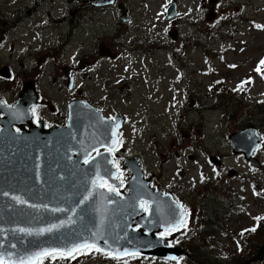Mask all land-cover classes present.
Returning a JSON list of instances; mask_svg holds the SVG:
<instances>
[{
  "label": "rangeland",
  "instance_id": "374dc122",
  "mask_svg": "<svg viewBox=\"0 0 264 264\" xmlns=\"http://www.w3.org/2000/svg\"><path fill=\"white\" fill-rule=\"evenodd\" d=\"M118 1L128 8L129 26L122 22L118 8L106 9L104 12L96 9L91 14V24L95 27L91 41L119 35L128 48L144 42L151 47L152 44H159L161 49L155 48L153 54L144 55L139 51L135 55L142 56L137 57V65L133 64L134 68L137 66L138 76L128 81L126 87L123 84H119L118 88L113 86L108 94L93 87L94 82H86L83 91L102 107L106 115L118 112L125 116L126 127L122 136L133 152L142 155L150 172L161 175V156L169 157L163 168V186L166 190L172 183L186 191L198 190L190 196L185 195L196 218L191 216V223L172 236L173 243L183 244L193 258L179 264H242L254 256L253 250L250 252V246H246L241 252L235 238L247 235L249 241L256 243L258 236L264 233V228L255 235H251L249 230L256 216L264 213V148L259 152L263 161L260 171L247 168L240 158L228 161L243 179L255 176L260 184L258 191L263 194L260 199H256L247 181L243 184L242 178L237 181V175L232 177L234 180L230 181V187L241 198L237 199V206L246 205V211L241 213L219 208L222 204L219 199L221 180H217L214 170L206 166L205 158L210 154H230L232 147L229 136L242 130L244 125L253 123L264 135V78L254 70L264 54V0H221V4L215 8L217 18L211 23L206 21L210 10L208 0H179L180 15L186 19L177 24L180 36L174 48L181 50L182 57L178 55L179 52L176 55L170 50L173 40L166 33V4L169 5L172 0ZM204 5L207 7L203 11L200 6ZM77 8L76 0H0V29L7 31V43L5 49L0 51V63L6 60L19 61L22 58L20 55L25 53L27 64H37L40 76L43 72L47 73L43 80L45 91L40 92L42 100L53 106L59 98L60 104H63L68 95L63 80L68 74L64 68L73 66V54L81 47L80 52L83 51L84 57L89 55L96 58L91 53L87 54V51L93 52V46L88 44L86 35L82 34L79 38L74 33L75 22L79 18L75 11ZM104 39L98 44L100 51L103 44L108 42H102ZM11 48L14 53L10 51ZM29 49L31 53H28ZM130 58L131 55H127L128 62ZM120 62L122 68L125 62L123 59ZM183 64L187 69H183ZM106 69L110 70V67ZM183 70L187 74L185 78L180 75ZM131 73L134 74V71ZM102 78L112 80L113 84L116 82L114 72L107 73L104 70L100 74V80ZM218 79H226V83L218 85ZM244 79L251 81L253 86H244L247 95H236L233 89ZM181 88L192 94V100L185 105L183 95L177 93ZM53 94L60 95L55 102L51 97ZM195 100L198 105L192 106ZM215 103H220L221 108ZM187 144L191 148L187 149ZM175 153L180 154V160ZM190 155H193L192 160L189 159ZM203 165L207 181L212 182L205 189L198 186L201 183L198 181L201 178L200 167ZM181 167L184 168L183 172L177 173ZM210 188L209 199H204V193ZM203 201L204 206L210 208L207 222L210 227L204 224V235L200 234L196 223L199 221L197 208L199 203L203 205ZM217 209L222 211V217L217 215ZM214 220L216 223L212 224ZM209 238L227 248L209 245ZM54 262L46 260L44 264H60L58 260ZM125 262L176 264L159 258H135ZM125 262L92 252L62 264ZM251 264H264V260Z\"/></svg>",
  "mask_w": 264,
  "mask_h": 264
},
{
  "label": "water",
  "instance_id": "95a60500",
  "mask_svg": "<svg viewBox=\"0 0 264 264\" xmlns=\"http://www.w3.org/2000/svg\"><path fill=\"white\" fill-rule=\"evenodd\" d=\"M111 3L105 1L103 5ZM176 8L177 2L173 1L168 11L169 18L176 15ZM29 97L31 103H35L34 92L26 87L21 98L26 100ZM20 107L22 101L19 100L15 110ZM121 124V117H116L114 121L106 119L99 110L86 102L69 106L67 127L45 130L39 126L28 133L14 136L7 132L12 130L9 121L3 123L4 127L0 130V192H8L9 195L0 196V253L4 251L6 260L18 264L21 257L43 248L71 246L85 239L95 240L105 252L113 255L127 249L137 255L178 259L183 251L168 248L165 239L156 235L171 228L158 223L166 213L176 210L178 206L170 195H162L160 191L149 188L136 172L128 182L129 192L119 190V195L98 186L93 188L90 182L97 178L99 171L100 176L110 184L119 186L115 176L105 175V169L115 175L108 152L90 157L96 150L112 147ZM255 135L254 130L233 134L230 139L234 153L243 154L247 160H252V152L259 145V138ZM86 159L91 163L84 164ZM89 192L93 193L92 197L83 204L79 203ZM12 196H20L27 203L19 204ZM155 200L158 205L154 204ZM142 201L151 202L147 214L141 209ZM69 217L75 223L52 233L37 236L19 231L30 229L35 233L40 228L67 221ZM13 244L14 248L11 247ZM263 258L264 246L252 261L245 264Z\"/></svg>",
  "mask_w": 264,
  "mask_h": 264
},
{
  "label": "flooded vegetation",
  "instance_id": "af4514ba",
  "mask_svg": "<svg viewBox=\"0 0 264 264\" xmlns=\"http://www.w3.org/2000/svg\"><path fill=\"white\" fill-rule=\"evenodd\" d=\"M76 4L78 6V8L75 10L76 11V15H78L79 17V22L76 23V31L75 33L77 34V36L79 38L82 37V34L86 35V39H89L88 44L93 46V52L87 51V54H92L94 55L96 58L93 59L91 58L89 55L84 57V55H82V52H80V48L79 50L76 51L75 54V59H74V70H75V76L74 78L70 81H68V79L65 78V76L63 77V80L65 81L66 87H67V91H68V95H66L65 97V102L63 104H60V98L58 100V97L60 96L59 94H53L54 96H51L54 100V102L56 100H58L57 102H55V106L48 104V101H43L40 98L37 100L36 106L33 107L32 109V113H31V118L29 120V123L31 122H38V121H42L44 123V126L46 128H50V127H58V126H63L66 125V121H67V114H68V104L71 101H75L77 100H81L83 98H85L84 93L82 91V85L85 82H94V87H97V82L99 80V82H105V78H102L100 80V75L101 73H103V66L105 65L106 60H113L114 58H117L120 54V52L125 48L124 43L121 39L119 38H115V37H102L99 38V40L96 42H92L91 41V37L89 36L88 32L86 30L89 31V33L93 32L92 27H91V14L93 9H95V0H80V1H76ZM38 7L36 6L35 9H37ZM101 11H104L106 8H100ZM87 19V21L85 23H82L81 20L82 19ZM23 22H20V24H22ZM1 24V22H0ZM1 27V25H0ZM6 29H0V51H2L3 49H5L6 47V43H7V38H6ZM107 38V39H104ZM104 39L102 42L108 41L105 44H103L101 51L98 48V44L100 42V40ZM101 42V43H102ZM83 48H85V44H83L82 46ZM10 51L12 53H14V51L12 50V48L10 49ZM32 50L29 49L28 53H31ZM102 54H109L112 57L111 58H105L102 56ZM26 54L23 53L20 55L21 60L13 62L11 60L8 61H4L3 63H0V103L1 105L11 108L14 107L16 105V103L18 102V99L25 87V85H30L32 82H34V85L36 87V90L39 91L41 90L42 93H44L45 89H44V82L43 81L46 76L44 75L46 72H44L43 75L40 76V73L38 72V65L31 63L27 64L26 61ZM82 57V58H81ZM79 58H81L80 60H78ZM97 59V61H96ZM79 61H82L83 64L88 68L87 71L81 72L78 70V64ZM95 61L98 63V65L94 64ZM92 66L93 69H92ZM34 72L36 73V77L34 76ZM47 74V73H46ZM38 76V77H37ZM186 76L184 75V78ZM93 79H95L93 81ZM32 81V82H30ZM71 82V84H75L74 90L75 91H71L68 89V84ZM74 94H76V96L74 97ZM89 100V102L96 106V104L89 98H86ZM183 99L185 101H187V96L184 94ZM103 113L104 111L101 109V106H97ZM5 115L4 113H0V119L4 118ZM27 117V115L25 114V116H21L20 118L22 119V121H19V124L21 125L20 127H17V124L13 125V130L14 132H20V130H27L29 129L28 126L26 124H24V120ZM187 147H191L190 145H188ZM264 147V145H263ZM259 150L257 152L254 153V156L258 159H261V157H259ZM176 156H179V153H175ZM140 156V155H139ZM123 157V159H127L132 157V155H128L127 153L119 156V159L121 160ZM141 157V156H140ZM193 155L189 156V159L192 160ZM208 158V162L214 167L215 171L218 174L217 180H221V193H220V199L223 198V204H225L226 206H228L229 208L234 207L235 205L232 203V198L236 201L237 199H239V197H237V195L234 193V191L232 190V188L230 187V181L234 180L232 179L229 175L232 173V171H235V176L237 175L236 169L235 168H228V161L233 159V158H240L241 160L244 161L242 156H235L233 154H227V155H214V154H210ZM161 160H163V164H161V172L163 174V168L167 165L168 160L167 157L165 155L161 156ZM144 158L141 157V164L143 166V169L145 172H147L149 174L150 179L152 180V183L155 184L157 183V180L154 181V177L155 175H150V171L148 169V166L144 165ZM245 162V161H244ZM216 163V165H215ZM245 165L248 166L250 169H254L252 166H250L248 163L245 162ZM183 167H181L180 170H178V173L183 172ZM201 171L203 168H200ZM204 171L202 173V181H204ZM161 179V178H160ZM256 177H252V178H246L245 180L248 182V184L250 185H254L255 187H259L258 182H256ZM237 181H239V178L237 177ZM207 182H204V185H202V187H204V189L206 188ZM155 188H160V185H155L153 186ZM161 189V188H160ZM164 189V188H163ZM164 191H167L166 189H164ZM169 191V190H168ZM170 191H172L173 196L180 202L183 204V206L186 208V211L188 210V198H186L185 196V190L180 188L178 185H172L170 188ZM171 193V192H170ZM228 197V198H227ZM202 210L204 213V201L202 202ZM222 203V202H221Z\"/></svg>",
  "mask_w": 264,
  "mask_h": 264
},
{
  "label": "snow or ice",
  "instance_id": "6c2138e0",
  "mask_svg": "<svg viewBox=\"0 0 264 264\" xmlns=\"http://www.w3.org/2000/svg\"><path fill=\"white\" fill-rule=\"evenodd\" d=\"M257 27H261L260 25H257ZM261 64H264V60L260 62ZM257 71H260L259 68H257ZM116 127L118 128L119 125L117 124ZM117 141L113 140V145H115ZM107 151L113 152V147H108ZM97 155H101L99 152H97ZM94 159V158H93ZM85 163H91L90 160H85ZM116 163V167L119 168L118 162ZM105 175L108 176H114V174L109 173L107 169H105ZM116 179H119V177H115ZM121 184H123V180H121ZM93 188H96L97 186L101 189L106 188L109 193H115L116 195H119V188L114 186L113 184L108 183L107 180H105L103 177L100 176L99 171H97V178L92 181ZM9 195L8 192H0V196H7ZM93 193L89 192L86 197H84L79 203L83 204L85 200H88L92 197ZM13 200H15L19 204H26L27 201L22 199L20 196H12ZM29 207H37V205H29ZM43 207H47L44 205ZM141 207L144 208V211H150V207L146 206L145 202H141ZM181 208H183V205H180ZM52 211H65V209H53ZM75 214V213H73ZM259 219V218H258ZM72 223H75L74 220L71 219V217L68 218L67 221H61L59 224H51L45 228H40L36 230L35 233L32 232L30 229H19L21 232H25L27 235H43L45 233H52L54 231H59L60 229L66 227L67 225H70ZM179 224V221L177 222V225H172L171 228L166 229L165 233H161V237H163L166 234H170L171 230L176 228ZM252 231H255V229H252ZM102 239V238H101ZM105 245H107V240L104 241ZM11 247H15V245H11ZM96 252H102L106 255H112L114 259H120L123 255H129V256H136V252H128L127 249H125L123 252H118V254L113 255L111 252H105V249L100 247L99 244L95 240H83L79 243H73L71 246L66 247H56V248H43L37 252L32 253L29 256L21 257L18 261V264H44V260L47 258H51L52 260H56L57 258L60 259H75L76 254H87L92 251ZM9 256H11V253H8ZM0 264H17L16 261H8L5 259V254L0 253ZM126 264V262H125Z\"/></svg>",
  "mask_w": 264,
  "mask_h": 264
},
{
  "label": "bare ground",
  "instance_id": "6f19581e",
  "mask_svg": "<svg viewBox=\"0 0 264 264\" xmlns=\"http://www.w3.org/2000/svg\"><path fill=\"white\" fill-rule=\"evenodd\" d=\"M209 209H210V208H206V207L204 206V214H205V215H208Z\"/></svg>",
  "mask_w": 264,
  "mask_h": 264
},
{
  "label": "trees",
  "instance_id": "16d2710c",
  "mask_svg": "<svg viewBox=\"0 0 264 264\" xmlns=\"http://www.w3.org/2000/svg\"><path fill=\"white\" fill-rule=\"evenodd\" d=\"M252 247H253V250H255V249H256L255 245H252ZM250 250H251V249H250Z\"/></svg>",
  "mask_w": 264,
  "mask_h": 264
}]
</instances>
